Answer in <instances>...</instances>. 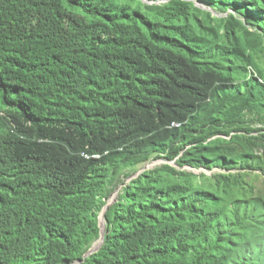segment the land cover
Returning a JSON list of instances; mask_svg holds the SVG:
<instances>
[{
  "label": "trees",
  "instance_id": "16d2710c",
  "mask_svg": "<svg viewBox=\"0 0 264 264\" xmlns=\"http://www.w3.org/2000/svg\"><path fill=\"white\" fill-rule=\"evenodd\" d=\"M145 1L0 0V264H264V0Z\"/></svg>",
  "mask_w": 264,
  "mask_h": 264
},
{
  "label": "water",
  "instance_id": "95a60500",
  "mask_svg": "<svg viewBox=\"0 0 264 264\" xmlns=\"http://www.w3.org/2000/svg\"><path fill=\"white\" fill-rule=\"evenodd\" d=\"M158 164H161V162H153V163H150V164L147 165L145 168H143V169H141L140 171H138V173H137L134 177H132V178H135V177L138 176L141 172H143V171H145V170H149V169H151L154 165H158ZM132 178H130V179H132ZM130 179H129V180H130ZM129 180H128V181H129ZM111 196H112V195H111ZM111 196H110V197H111ZM115 198H116V193H115V196L113 197V199L111 200V202H110V198L106 201L105 205L103 206V208H102V210H101V212H100V214H99V217H98L99 238H98L97 241H96V242L98 243L97 248L93 250V245L96 243V242H95V243L92 245V247H91V248H90V249L84 254L83 259H85V258L88 257L89 255L95 253V252L100 248V246L102 245V243H103V238H104V229H102V226H101L100 221H101V219H102V221H103L104 214H105L106 211L111 207V205L114 203ZM103 223H104V221H103ZM78 263H79V261H76V264H78Z\"/></svg>",
  "mask_w": 264,
  "mask_h": 264
},
{
  "label": "rangeland",
  "instance_id": "374dc122",
  "mask_svg": "<svg viewBox=\"0 0 264 264\" xmlns=\"http://www.w3.org/2000/svg\"><path fill=\"white\" fill-rule=\"evenodd\" d=\"M140 1H142L143 3H149V2H147V1H145V0H140ZM168 0H157V1H155V2H153L154 4H159V3H165V2H167ZM185 1H188V2H192V3H194L195 4V6L197 7V8H199V9H201V10H204V11H208V12H210L211 14H212V16H214L215 18H222V17H227V14L228 13H225V14H221V13H216V12H214V11H211V10H209V9H207L206 7H204V6H201L199 3H197V1L196 0H185ZM152 3V2H151ZM150 3V4H151ZM260 57H262V60L259 62V65H260V67H264V51H263V53L261 54V56ZM149 165V164H148ZM159 165V164H158ZM147 166V165H146ZM145 166V167H146ZM157 165H154L153 167H156ZM145 167H143V168H145ZM152 167V168H153ZM151 168V169H152ZM142 169V168H141ZM207 176H209L210 175V173L209 172H205V171H203ZM197 174L199 173V172H196ZM253 181L255 182V185L257 186V187H260V189H264V181H260V183H258L257 181H255V179H253ZM117 188H119L118 186H117ZM116 190V189H115ZM114 190V191H115ZM113 191V192H114ZM113 194V193H112Z\"/></svg>",
  "mask_w": 264,
  "mask_h": 264
},
{
  "label": "bare ground",
  "instance_id": "6f19581e",
  "mask_svg": "<svg viewBox=\"0 0 264 264\" xmlns=\"http://www.w3.org/2000/svg\"><path fill=\"white\" fill-rule=\"evenodd\" d=\"M114 196H115V193H113L112 196L110 197V202ZM100 223H101L102 229H104V223H103L102 219H101ZM97 245H98V243L96 242L95 245H93V250L97 248Z\"/></svg>",
  "mask_w": 264,
  "mask_h": 264
},
{
  "label": "clouds",
  "instance_id": "9594fccd",
  "mask_svg": "<svg viewBox=\"0 0 264 264\" xmlns=\"http://www.w3.org/2000/svg\"><path fill=\"white\" fill-rule=\"evenodd\" d=\"M119 189H120V188H118V189L114 192V193H116V196H117V193H118Z\"/></svg>",
  "mask_w": 264,
  "mask_h": 264
},
{
  "label": "built area",
  "instance_id": "2783aa9c",
  "mask_svg": "<svg viewBox=\"0 0 264 264\" xmlns=\"http://www.w3.org/2000/svg\"><path fill=\"white\" fill-rule=\"evenodd\" d=\"M95 158H97V157H95Z\"/></svg>",
  "mask_w": 264,
  "mask_h": 264
}]
</instances>
